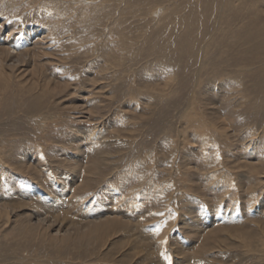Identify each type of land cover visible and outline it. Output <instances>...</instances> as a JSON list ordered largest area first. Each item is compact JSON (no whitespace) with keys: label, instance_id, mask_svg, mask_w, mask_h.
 <instances>
[{"label":"rangeland","instance_id":"rangeland-1","mask_svg":"<svg viewBox=\"0 0 264 264\" xmlns=\"http://www.w3.org/2000/svg\"><path fill=\"white\" fill-rule=\"evenodd\" d=\"M192 1L0 0V50L26 55L0 68V204L51 225L25 233L20 219L0 221V253L19 247L25 264H168L159 257L175 247L172 264H264V111L253 77L215 89L208 104L264 12L231 13L220 32L208 1ZM217 110L241 126V141L212 120ZM72 194L70 209L44 204ZM108 211L145 241L131 227L73 229Z\"/></svg>","mask_w":264,"mask_h":264},{"label":"bare ground","instance_id":"bare-ground-1","mask_svg":"<svg viewBox=\"0 0 264 264\" xmlns=\"http://www.w3.org/2000/svg\"><path fill=\"white\" fill-rule=\"evenodd\" d=\"M187 1H189V0H187ZM192 1V0H191ZM208 1V3H209V5L211 6V8L213 9V12L215 11L217 14H218V16H217V28H216V31H219L220 30V32L221 31H224V27H223V25H222V22H223V20H226V16H228L229 17V15L232 13V14H237L236 15V18H235V20L237 19V16H238V18H239V16L241 17V16H244V13L246 12V9H247V11H249V10H254V11H257V12H264V3H261V1L259 2H251L250 4H249V6H247V7H241L240 5L242 4H244V0H207ZM252 1V0H251ZM168 2H170V1H168ZM195 2H197L198 4H195V6H197V7H200V3H199V0H194V1H192V3H195ZM202 2H204V0L202 1ZM238 2V3H237ZM172 3V2H171ZM205 3H206V1H205ZM204 3V4H205ZM194 5V4H193ZM178 6H179V4H178ZM177 6V7H178ZM188 6V5H187ZM192 6V5H191ZM180 7V6H179ZM178 7V8H179ZM201 8V7H200ZM199 8V9H200ZM206 9L208 8V7H205ZM205 8H204V10H205ZM210 8V7H209ZM181 9V8H180ZM183 9H185L184 7H183ZM187 9H188V7H187ZM211 9V10H212ZM164 10V9H163ZM192 10V9H191ZM203 10V9H202ZM211 10H210V13L209 12H206L207 10H205V12L206 13H209V14H211L212 12H211ZM195 11H196V9H195ZM209 11V10H208ZM245 11V12H244ZM190 12H192V11H190ZM188 14V13H187ZM194 14V13H193ZM193 14H191V15H193ZM198 14H199V12H198ZM198 14H196V12H195V15H198ZM208 14V15H209ZM241 14V15H240ZM211 15H213L214 16V18L216 17V15H214V14H211ZM183 17V16H182ZM181 17V18H182ZM193 18H194V15L192 16ZM196 17V16H195ZM231 17H232V15H231ZM253 17H255V16H253ZM203 18V17H202ZM210 19H211V17H209ZM225 18V19H224ZM177 19V18H176ZM197 19H199V15H198V18ZM205 20H206V18H204ZM208 19V18H207ZM240 19V18H239ZM177 20H179V19H177ZM183 20V19H182ZM185 20V19H184ZM195 20V19H194ZM205 20H201L200 19V21H205ZM232 20V19H231ZM252 20V23L253 24H255V23H259V17L257 16L256 18H252L251 19ZM180 21V20H179ZM198 21V20H197ZM214 21V20H213ZM180 22H182V21H180ZM188 22H189V19H188ZM187 22V23H188ZM192 22H194V21H192ZM210 22V21H209ZM195 23V22H194ZM199 23V22H198ZM179 24V23H178ZM213 24V23H212ZM250 24V23H249ZM184 25V24H183ZM187 25V24H186ZM190 26H191V24H189ZM193 25V24H192ZM247 25V24H246ZM246 25H244V26H246ZM177 26V25H176ZM181 26V25H180ZM195 26V25H194ZM214 26H215V23H214ZM187 27V26H186ZM202 27V26H201ZM251 27V26H250ZM189 28V27H188ZM191 28V27H190ZM194 28V27H193ZM196 28V27H195ZM200 28V27H199ZM262 29L260 30H258L257 32H255L254 33V37L253 38H255L254 40H252V39H250L249 38V36H248V38L250 39V40H246L247 38H244L245 40L244 41H246V42H244L245 43V48L246 49H244V51H243V53L242 54H240L239 55V58H238V68H236V69H234V70H229L230 72L228 73V75H226L227 77L226 78H228V79H226L225 77H223V78H225V80L223 81L224 83H222V81H221V83L219 82V84H215L213 87H214V89H213V91H212V93H211V97H210V99H208V100H210L209 101V103L208 104H210L211 106L212 105H215V104H217L218 102V100L216 101V99L218 98H216V97H214L213 95H215V94H213L215 91V89L216 90H219V91H221V93H224V92H222V90H223V88L225 87V88H227V87H231V88H235V87H237V86H239V83H241V82H245V80H249V79H246V78H248V77H253L252 79H250V81H251V83H252V85L251 86H253L254 88H256L255 90H257V92L259 93V94H255V96L256 95H258L257 97H256V100H255V102H254V108L255 107H257L255 110H258V111H264V109L262 110V108L261 107H264V37H261L262 35H264V24H263V27H261ZM182 29V28H181ZM185 29V28H184ZM187 29V28H186ZM197 29V28H196ZM244 29V28H243ZM252 29H254V27L252 28ZM183 30V29H182ZM197 30H199V29H197ZM196 30V31H197ZM238 30V29H237ZM255 30V29H254ZM191 31V30H190ZM195 31V30H194ZM194 31H192V33L194 32ZM240 31H242V30H240ZM199 32V31H198ZM246 32H248L247 30H246ZM188 33H190V32H188ZM208 33V32H207ZM186 34V33H185ZM196 34V33H195ZM205 34H206V32H205ZM204 34V35H205ZM219 34V33H218ZM192 36H193V34H191ZM200 35V34H199ZM202 35V34H201ZM216 35V34H215ZM214 35V36H215ZM188 36V35H187ZM246 36H247V34H246ZM246 36H244V37H246ZM194 37H195V35H194ZM196 37H197V34H196ZM211 37V36H210ZM184 38L185 37H183V40H184ZM189 38V37H188ZM191 38H193V37H191ZM234 38V37H233ZM240 38V37H239ZM238 38V39H239ZM186 39V38H185ZM190 39V38H189ZM194 39V38H193ZM236 39V37L234 38V40ZM241 39V38H240ZM239 39V40H240ZM243 39V38H242ZM212 40V39H211ZM233 40V39H232ZM237 40V39H236ZM239 40H238V42H239ZM9 41V40H8ZM39 41V40H38ZM185 41V40H184ZM187 41V40H186ZM190 42V41H189ZM210 42V41H209ZM231 42H234V41H231ZM235 42H237V41H235ZM237 42V43H238ZM41 43V42H40ZM188 43V42H187ZM241 43H243V42H241ZM243 43V44H244ZM37 44H39V42L37 43ZM233 44V43H232ZM230 45V44H229ZM228 45V46H229ZM6 46V45H5ZM183 46V45H182ZM210 46V45H209ZM232 46V45H231ZM241 46V45H240ZM239 46V47H240ZM244 46V45H243ZM180 47V46H179ZM205 47H206V45H205ZM242 47V46H241ZM184 48H186L185 46H184ZM229 49V48H228ZM180 50H182V49H180ZM182 51H184V50H182ZM227 51H229V50H227ZM203 52V51H202ZM206 52V48H205V51L203 52V53H205ZM184 53V52H183ZM194 53V52H193ZM211 53V52H210ZM234 53H235V51H234ZM238 53H240V52H238ZM25 54V53H24ZM23 53L22 54H18L17 56H15L14 54H13V52H11V50L10 49H8L7 47H3V48H1V50H0V68H2L1 69V71L3 70V71H5L8 67H10V66H12V65H17L19 62H22V61H24V58L26 57V55H24ZM27 54V53H26ZM29 54V53H28ZM27 54V55H28ZM216 54V53H215ZM235 54H237V53H235ZM211 55V54H210ZM216 56V55H215ZM233 56V55H232ZM197 57H199V56H197ZM214 57V56H213ZM225 57H226V55H225ZM235 57H237V55L235 56ZM222 58V57H221ZM228 58H230V56H228ZM234 58V57H233ZM26 59V58H25ZM201 59V58H200ZM203 59V58H202ZM215 59V58H214ZM223 59V58H222ZM221 59V60H222ZM11 60H14V62H11ZM212 60V59H211ZM227 61H228V59H226ZM234 60V59H233ZM26 62V61H25ZM202 62H203V60H202ZM201 62V63H202ZM210 62V61H209ZM208 62V63H209ZM216 62H218V60L216 61ZM221 62V61H220ZM228 62H230V61H228ZM236 62V61H235ZM214 63V62H213ZM222 63V62H221ZM224 63V62H223ZM222 63V64H223ZM206 64V63H205ZM19 65V64H18ZM203 65H204V63H203ZM202 65V66H203ZM210 65V64H209ZM215 65H216V63H215ZM217 65H218V63H217ZM235 66H237L236 64H234ZM234 65H233V67H234ZM201 66V67H202ZM200 67V66H199ZM203 67H205V66H203ZM208 67V66H207ZM206 67V68H207ZM218 68V67H217ZM223 68H224V66H223ZM199 69H201V68H199ZM208 69V68H207ZM206 69V70H207ZM198 71V70H197ZM226 71V70H225ZM201 72V71H200ZM211 72V71H210ZM202 73V72H201ZM213 73H214V71H213ZM218 73V72H217ZM223 73V72H222ZM226 73V72H225ZM205 74V73H204ZM215 75V74H214ZM197 76H199V73H198V75ZM216 76V75H215ZM220 76V75H219ZM202 77V76H201ZM210 80L211 81H213V80H215V78H213V77H211V79H209V80H207V81H209L208 82V85H209V83H210ZM219 80V79H218ZM220 80H222V79H220ZM217 80H215V82H216ZM200 82H202L201 80H200ZM204 83V82H203ZM249 83V82H248ZM242 84H244V83H242ZM246 84V83H245ZM219 86V87H218ZM240 87V86H239ZM212 88V87H211ZM244 88V87H243ZM248 88V87H247ZM197 91H199V90H197ZM210 92H211V89L209 90ZM226 91H227V89H226ZM247 91V90H246ZM253 91V90H252ZM206 92V91H205ZM232 92V91H231ZM208 93V92H207ZM227 94H230L229 92L227 93ZM231 94H233V93H231ZM238 94V93H237ZM236 94V95H237ZM210 95V94H209ZM235 95V94H234ZM235 95V96H236ZM217 96V95H216ZM224 96H225V94H224ZM241 96V95H240ZM231 97V96H230ZM234 97V96H233ZM237 97H239V96H237ZM251 97V96H250ZM216 98V99H215ZM225 98V97H224ZM243 98V97H242ZM249 98V97H248ZM226 99H228L227 97H226ZM232 99V98H231ZM221 100V99H220ZM219 100V101H220ZM224 100V99H223ZM229 100H230V98H229ZM249 100H250V98H249ZM253 100V101H254ZM225 101V100H224ZM222 102V103H225V102ZM226 101H228V100H226ZM252 101V100H251ZM221 103V104H222ZM238 104V103H237ZM225 105H227V104H224L223 105V107L225 106ZM250 105V104H249ZM220 106V105H219ZM214 107V106H213ZM222 107V108H223ZM215 108V107H214ZM214 108H212L213 110H214ZM219 110V109H218ZM218 110L215 112H213V116H212V120H220L222 123H223V125L225 126V127H229V126H233V122H229V121H226V122H224V119H223V117L226 119L227 117H225V116H223L220 112H218ZM221 110V109H220ZM225 111V110H224ZM222 112V111H221ZM224 113V112H223ZM230 114V112L229 113H227V115H229ZM264 114V113H263ZM230 117H232L231 115H230ZM234 118V117H233ZM230 120V119H229ZM231 121V120H230ZM254 121V120H253ZM217 122V121H216ZM255 122V121H254ZM212 123V122H211ZM214 123V122H213ZM250 123V122H249ZM218 124V123H217ZM227 124V125H226ZM235 124H236V122H235ZM234 124V125H235ZM222 125V126H223ZM219 128V127H218ZM241 126L240 125H238V124H236V126H233V129H231V133H232V136L234 137V139H237V137H236V132L237 131H241ZM233 131V132H232ZM242 133V132H241ZM246 138V137H245ZM238 141H241L242 139L239 137V139H237ZM24 163V162H23ZM26 166L28 167V168H31V165L30 164H26ZM39 181V180H38ZM37 183H40V182H37ZM74 190V192H75V195H77V191H79L80 190V187H77V189L74 187L73 188ZM10 194H12V197H14V198H17V196H21L22 195V190H20V188H15V186H11V189H10ZM7 192H5V194H6ZM4 194V195H5ZM38 194H36V196H37ZM48 195H51V194H47L46 193V196H48ZM75 195H73L72 194V196H70V197H65L64 196V199L62 200V199H59V196H57V197H55L53 200H49V199H45V201H44V204L47 206L48 205V203H50V204H53V203H57L58 204V207H61V209L62 208H66L65 206L63 207V204L66 202H68V204H67V206H69V209H70V206H71V204H73L74 202H72V197L73 196H75ZM3 196H1L0 195V199L2 198ZM74 205V204H73ZM76 205V204H75ZM21 206H18L17 204H15V203H11V204H9V203H2V204H0V221H4V220H6L7 219V221H6V223L10 220V218H12V219H15V220H21V222L24 224L23 226H24V232L25 233H28L29 232V230L30 229H32V230H34V231H38L39 233H43V232H45V229H47V228H49L51 225H47L48 224V222L50 221V220H48L46 217H44V218H39L38 219V221H40V222H37V223H32L33 221L31 220L33 217L31 216V214L29 215V214H27V215H20L19 214V211L21 210ZM123 210V209H122ZM112 211V210H111ZM115 211V210H114ZM117 212H118V210H117ZM128 213V212H127ZM104 213H101V214H99L98 216H102ZM118 213H116V214H114V213H110V211H108L107 213H105L103 216L104 217H97V218H94V219H91V220H86V221H84V222H80V221H76V222H73L72 224H73V229H75V231H77L78 233L79 232H82V231H85V230H87L88 229V231L90 230L91 231V233H93V232H95V231H97V232H103L104 233V235L105 234H108V233H114V232H118L119 230H126L128 227H131V229L129 230V231H131L132 233H131V235L134 237V241H135V238L136 237H138V242L137 243H140V242H144L143 241V237L141 236V235H135V233H136V230H135V228H133L132 227V224H129V223H127V220H124V218L123 217H121L120 215L118 216L117 215ZM123 214V213H122ZM128 215V214H127ZM34 216L35 217H39V215L38 214H34ZM123 216H125L124 214H123ZM18 217V218H17ZM128 219V221L130 220L129 218H127ZM134 222V221H133ZM42 223H44L45 224V226H46V228L44 227V225L42 224ZM137 223V222H136ZM64 227V226H63ZM136 227H137V225H136ZM60 229L58 230L59 232L62 230L61 229V227H59ZM69 228V227H68ZM83 228H87V229H83ZM87 232V231H86ZM89 233V232H88ZM94 234H96V233H94ZM91 235V234H90ZM163 235V234H162ZM161 235V236H162ZM80 236H82V235H80ZM89 236V235H88ZM95 237H97V236H95ZM86 238V237H85ZM89 238H90V236H89ZM90 239H92V238H90ZM163 239V238H162ZM165 239H166V237H165ZM104 240H105V236H104ZM106 241V240H105ZM163 241V240H162ZM159 242H160V240H159ZM170 243V242H169ZM167 242H165V240H164V242L159 246L160 248H166L167 247ZM171 244V243H170ZM170 247V246H169ZM175 248V247H174ZM174 248L172 247V248H169V251H165L164 253H163V255H160V257H159V259L160 258H164V256L165 255H167V256H172V253L173 252H175V250H174ZM1 250V249H0ZM22 253V251H21V248H19V247H17V248H15V249H13V250H6L4 253H0V264H25L26 263V261L28 260V258H26L25 256L23 257V256H20V254ZM175 256V255H174ZM157 258V257H156ZM172 258H175V257H172ZM157 262L159 261V260H156ZM155 263V262H154ZM157 264V263H156Z\"/></svg>","mask_w":264,"mask_h":264},{"label":"snow or ice","instance_id":"snow-or-ice-1","mask_svg":"<svg viewBox=\"0 0 264 264\" xmlns=\"http://www.w3.org/2000/svg\"><path fill=\"white\" fill-rule=\"evenodd\" d=\"M157 230L159 231V229H157ZM164 259L168 261V264H172L170 256L165 255Z\"/></svg>","mask_w":264,"mask_h":264}]
</instances>
